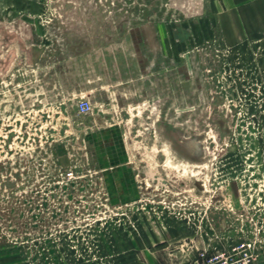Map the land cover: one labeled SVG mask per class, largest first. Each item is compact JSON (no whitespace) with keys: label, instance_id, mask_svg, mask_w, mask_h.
<instances>
[{"label":"rangeland","instance_id":"rangeland-1","mask_svg":"<svg viewBox=\"0 0 264 264\" xmlns=\"http://www.w3.org/2000/svg\"><path fill=\"white\" fill-rule=\"evenodd\" d=\"M243 242L264 264V0H0V264Z\"/></svg>","mask_w":264,"mask_h":264},{"label":"built area","instance_id":"built-area-1","mask_svg":"<svg viewBox=\"0 0 264 264\" xmlns=\"http://www.w3.org/2000/svg\"><path fill=\"white\" fill-rule=\"evenodd\" d=\"M79 114L88 115L92 112L93 107L89 100L82 97L76 105ZM70 172L68 176H71ZM250 244L245 242L235 245L231 249H222L214 247L210 251H204L199 254L191 264H253L249 260Z\"/></svg>","mask_w":264,"mask_h":264},{"label":"crops","instance_id":"crops-1","mask_svg":"<svg viewBox=\"0 0 264 264\" xmlns=\"http://www.w3.org/2000/svg\"><path fill=\"white\" fill-rule=\"evenodd\" d=\"M250 0H233V2H234V4H235V6H238V5H241V4H243V3H245V2H249ZM228 2H230V1H228ZM110 150H113L112 148L110 149ZM115 153H116V150H115ZM119 154L117 155V154H115V155H113V156H116L117 155V158L119 159V161H121L120 159L124 156V153H122V151H119L118 152ZM112 155V154H111ZM109 156V155H108ZM108 156L106 155L105 157H106V167L107 166H110V167H112V166H114L112 163L113 162H111L110 161V159L108 158ZM112 156V157H113ZM116 163H118V161L116 162ZM116 163H114V164H116ZM115 167H117V166H115ZM119 167V166H118ZM118 169V168H117ZM122 188L124 187V185H122L121 186ZM148 264H157V262L153 259V257H151L150 258V261L148 262Z\"/></svg>","mask_w":264,"mask_h":264},{"label":"bare ground","instance_id":"bare-ground-1","mask_svg":"<svg viewBox=\"0 0 264 264\" xmlns=\"http://www.w3.org/2000/svg\"><path fill=\"white\" fill-rule=\"evenodd\" d=\"M163 149H164V152L165 153H169V151H170V149L166 146V145H164L163 146ZM171 152V151H170ZM172 155V154H171ZM166 163L168 164V166L169 167H172V163H169L168 161H166ZM179 167V166H178ZM177 167V168H178ZM185 169H187V168H185L184 166L182 167V170H185ZM188 170V169H187ZM189 171V170H188ZM156 187V186H155Z\"/></svg>","mask_w":264,"mask_h":264}]
</instances>
